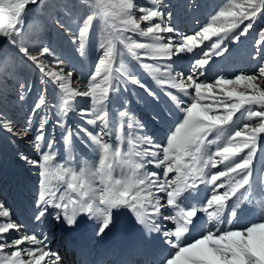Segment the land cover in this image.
Returning <instances> with one entry per match:
<instances>
[{"label": "snow or ice", "instance_id": "snow-or-ice-1", "mask_svg": "<svg viewBox=\"0 0 264 264\" xmlns=\"http://www.w3.org/2000/svg\"><path fill=\"white\" fill-rule=\"evenodd\" d=\"M41 3L0 0V132L34 154L16 155L36 170L30 220L39 229L0 201V264H64L50 247L54 228L86 218L102 238L128 216L116 264H264V0H224L191 34L173 23L167 0H51L49 22L81 67L52 47L43 22H28ZM252 31L254 69L210 81L215 58ZM183 56L187 71L175 66ZM136 89L160 105L155 124L174 118L162 142L130 107L129 95L143 102ZM29 99L18 124L8 108ZM257 205L260 215L244 222Z\"/></svg>", "mask_w": 264, "mask_h": 264}, {"label": "rangeland", "instance_id": "rangeland-1", "mask_svg": "<svg viewBox=\"0 0 264 264\" xmlns=\"http://www.w3.org/2000/svg\"><path fill=\"white\" fill-rule=\"evenodd\" d=\"M223 2L224 0H167V3L171 5V10L174 14L173 23L181 31H184L188 34H191L201 25H203L208 19L209 15ZM49 3H51V0H42L41 7L30 6L31 10L27 20L29 23L33 21L43 22L46 28L45 36L51 43L52 47H54L58 53H62L66 58L71 60L73 64L81 67L78 58L74 54V46L71 44L70 40L49 22V8L47 7ZM189 5L192 6L189 7ZM255 39L256 32L252 31L248 36L242 37L238 44L230 45V54H228L225 58H215V62L210 64L209 70L207 72V77L209 80L211 81V79L218 74L230 76L231 74L241 70L245 72L252 71L255 67V64L248 58V54L253 49V42ZM205 43L207 44L209 42ZM198 54L199 53H197V55ZM127 62L133 68H136L134 61H131L130 58H127ZM190 62V56H183L175 59V66L177 69H183L187 71ZM90 63L91 60L87 59L83 62L82 70L85 74L88 71V65ZM136 70L139 71L138 68ZM32 75L33 78H35L38 73H32ZM141 78L152 85L150 78L143 73H141ZM73 79L74 81L76 80L75 75ZM80 86H84L83 81H81ZM152 86L154 87V85ZM136 92L140 97L143 98V102L138 103L134 96L129 95L128 99L131 101V109L143 119L148 127L149 132L155 136L156 140L158 142H162L174 118L173 120H169L166 123L155 124L151 119V115L153 111L159 110L160 105L154 104L151 98L147 97L143 90L136 89ZM161 103V105L167 103L166 98L163 96L161 97ZM31 104L32 100L29 99L22 107L10 106L8 108L9 114L15 118L18 124H22ZM76 104L78 107H84L87 106V101L84 98H77ZM237 115L239 116L240 114L238 113ZM73 119H75V117L70 116L69 123H71ZM56 135L58 141L57 147L60 148L61 145L59 144V131H57ZM12 139L14 138L11 137L10 134L6 132H0V201H3L7 205L12 214H14L15 211H26L23 216L25 219H29V223H32L30 220L32 214L30 213L32 212L31 200L37 183V177L35 175L36 170L24 165L23 162L17 158L16 154L19 151H23L30 156H33L34 154L32 153L31 147L28 144L19 140L15 144H12L10 142ZM262 140L263 137H261V143ZM260 153V160L264 161V144ZM259 167H264V164H258L257 169H259ZM252 209L254 213H257L258 217L260 215L259 206L257 205L255 208L252 207ZM250 219H253V217L247 218L243 221L246 222V220ZM84 220H86V218ZM131 230V227H129V231L124 230L123 233L125 232L124 234L129 236ZM194 232L195 230L193 233ZM196 232L199 234V229ZM51 240L53 242H58L59 240L58 235H56L53 231L51 232ZM124 241H126V238H124ZM58 243L61 244L60 240ZM53 251L56 252V250ZM68 256L70 261L71 255L68 254ZM72 263L73 262H66V264Z\"/></svg>", "mask_w": 264, "mask_h": 264}, {"label": "bare ground", "instance_id": "bare-ground-1", "mask_svg": "<svg viewBox=\"0 0 264 264\" xmlns=\"http://www.w3.org/2000/svg\"><path fill=\"white\" fill-rule=\"evenodd\" d=\"M203 195H204V192L202 190L201 196H203ZM251 209H252L251 206H246L245 211H244V215H242V217H241L242 220L245 219V215L247 216L246 219L248 217L249 218L257 217V213L256 212L254 213L253 211H251ZM30 214H32V212ZM246 222H247V220H246ZM127 223H129V225ZM24 224L27 225L29 229H31L29 227V225L27 224V222H25ZM126 225H128L129 227H130V225H132V221H131L130 216L123 217L121 219V229L119 231L109 233L108 235H106L102 238H98L95 236V234H94L95 225L92 221H89L87 219L83 220L81 223H79L78 226L74 229H63L60 227H56V229H53L52 231L56 235H58V238L60 240L61 245L64 243L65 236L69 237L71 234H74V236H77L79 239V244H75V245L68 247L64 254L59 252V255L63 259L64 264H66V262H73L72 264H82V261H84V260L90 261L91 264H113L115 261V258H114L115 255H111L109 257L102 258L103 255L101 252L104 250L102 248L107 247L108 243L110 241H112L111 244L117 243V245L120 243H124L125 241L122 238V234H123V231H124ZM63 233H64V235H63ZM192 236H194L193 232L189 235L188 238L190 239ZM50 247H51V249L56 250V248H57L56 242L55 241L53 242L51 240ZM59 249L64 250L65 247H62ZM112 249L113 250L111 252L114 253L116 248L113 246ZM168 250L169 249H167V247L164 246L163 251L166 252ZM68 254L71 255L70 261H69ZM158 254L159 253L156 252L152 255L153 260L156 258V255H158ZM98 259L101 261V263H98ZM96 260H97V262H96Z\"/></svg>", "mask_w": 264, "mask_h": 264}]
</instances>
